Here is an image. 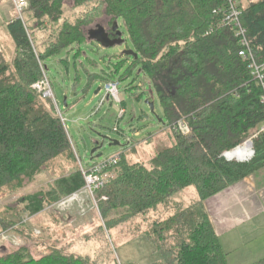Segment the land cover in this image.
<instances>
[{"label": "trees", "instance_id": "1", "mask_svg": "<svg viewBox=\"0 0 264 264\" xmlns=\"http://www.w3.org/2000/svg\"><path fill=\"white\" fill-rule=\"evenodd\" d=\"M59 1L29 0L23 19L17 13L7 24L14 42L10 60L0 48V194H26L6 212L12 219L6 229L20 233L24 241L0 257V264H117L110 261V250L94 248L96 260L91 251L86 256L73 251V242L62 246L49 232L38 236L25 226L27 217L40 215L85 186L80 166L64 164L75 162V147L55 103L33 84L42 78L47 59L86 43L88 26L102 15L108 24L124 20L171 137L149 162L132 161L125 151L109 168L115 176L97 192L107 198L99 203L107 225L98 226L101 234L139 219L133 237L149 224L144 234L162 257L152 264H229L204 202L264 167V135L256 140V157L247 164L223 155L251 138L264 122V88L239 54L235 30L225 20L224 0H98L85 8L78 1L64 8ZM241 1L251 47L264 63V0ZM95 78L89 74L87 88ZM178 121H185L188 130L175 129ZM128 144L131 150L135 146ZM252 144L231 156L247 159ZM190 186L196 187L198 200L189 205L171 202L174 193ZM162 205H172L173 213L158 217L154 211ZM27 238L45 253L36 258L33 247L24 243ZM96 240L104 242L100 236ZM252 264H264V258Z\"/></svg>", "mask_w": 264, "mask_h": 264}, {"label": "rangeland", "instance_id": "2", "mask_svg": "<svg viewBox=\"0 0 264 264\" xmlns=\"http://www.w3.org/2000/svg\"><path fill=\"white\" fill-rule=\"evenodd\" d=\"M77 1L80 8H85L88 5L95 6L98 3V0H60L59 2H63L64 8H73ZM85 1L86 3L89 2L85 4ZM81 3L84 5L82 6ZM15 16H17V12L12 0H0V48L6 60L11 59L14 51V42L7 31V24ZM108 22L109 19L105 15L99 16L88 26L87 30L97 24L111 29L113 24H108ZM118 26L119 31L122 32L123 42L121 45L104 47L97 41H93L83 43L80 46L82 52L77 59L75 53L78 52L79 48L71 47L46 60V72L54 96L58 100L60 110L66 119L65 124L75 147V162L71 163L64 160V164L67 166L68 163H70V167L72 165L80 166L79 160L81 159L83 164L88 167L93 162L125 151L132 161L149 162L156 149L170 141V133L164 129L165 124H167L164 110L148 74L140 63V58L135 59L133 56L123 53L125 50L134 49V46L122 18L118 19ZM66 59H68L67 62H65ZM89 74H93L96 78L87 88ZM109 75H113V78L119 81V95L125 102L126 111L123 118L119 117L123 107L121 103L112 99L107 100L105 97L104 85L107 81L105 78ZM100 87V92L96 94ZM104 98L105 102L100 105ZM147 100L154 102V111L146 103ZM159 119H163V121L160 122ZM116 127L119 131L115 130ZM136 133L138 134L136 135ZM110 140L119 143L111 145ZM133 140L136 142L133 143ZM96 141L99 142V145L103 144L96 153H102V156L92 159L91 150ZM130 142L135 144L132 150L128 144ZM67 166H65L66 169ZM55 170L59 172V169L56 168ZM110 175L115 176V173L110 172ZM23 195L26 194L15 196L0 194V230L6 229V224L12 220L9 219V214H6L10 211L8 206ZM71 195L73 193L68 196ZM198 198L196 187L190 186L174 193L171 196V202H182L189 205ZM101 200L102 197H99V194L96 193L95 198H93L87 191L82 190L76 200L65 204L66 207L60 206L59 200L56 204L49 206L41 215L26 220L25 226L38 236L46 235L49 232L54 236L51 239L59 241L62 246L67 245L68 242H73L74 246L71 247L73 251L81 252L84 256L91 251L90 254L96 260L98 254L94 252L100 249L103 251L110 250L112 252L109 255L110 261L116 260L117 264H152L162 259L155 245L144 234L149 229V224L140 226V230L135 235L138 234L133 237L132 232L139 227V222H141L138 221L139 219L121 224L116 229L110 228L106 234H101L98 226L103 224L107 227L102 220L99 208ZM168 207L162 205L154 213L158 217H166L173 213L172 205ZM60 212L65 215L61 219L62 222L58 223L60 225L55 228L53 220L49 216L50 214L54 216L55 213L59 214ZM60 226L61 228H59ZM64 226L68 228L65 229ZM10 229H6V231L9 230V234H11L9 240L11 245L3 251L2 241H0V257L11 253L21 245L20 233ZM58 230H60L59 233ZM99 236L100 240L104 241L100 245L96 240ZM87 238L89 240L84 242V239ZM92 239H95L96 247L92 243ZM24 243L30 248L34 246L29 238L25 239ZM34 247L36 258L45 253V251L34 249ZM94 248H96L95 251Z\"/></svg>", "mask_w": 264, "mask_h": 264}, {"label": "crops", "instance_id": "3", "mask_svg": "<svg viewBox=\"0 0 264 264\" xmlns=\"http://www.w3.org/2000/svg\"><path fill=\"white\" fill-rule=\"evenodd\" d=\"M90 42L92 41L86 43ZM106 99L108 100V97ZM66 128L68 131L67 126ZM39 185L40 183L35 184L28 188L30 191L25 192H31ZM204 203L221 245L227 253L229 264H252L264 258V167L208 198ZM63 215L65 214L61 212L55 213L54 216L50 214L55 228L62 222ZM67 226L63 228L67 229ZM4 232L5 230H0V234ZM6 235L8 240L0 238L3 251L11 245L9 230ZM21 240L24 241V238L21 237ZM30 241L33 242L31 239Z\"/></svg>", "mask_w": 264, "mask_h": 264}, {"label": "built area", "instance_id": "4", "mask_svg": "<svg viewBox=\"0 0 264 264\" xmlns=\"http://www.w3.org/2000/svg\"><path fill=\"white\" fill-rule=\"evenodd\" d=\"M14 7L19 14V17L23 19V10L28 6L29 0H12ZM226 4L225 14H226V21L229 22L232 27L235 30V34L239 40L240 44V51L239 54L242 56V58L245 61H248L249 67L252 70V74L255 77V79L263 86L264 88V63L258 62L255 53L251 47V42L247 33V30L242 22V1L241 0H224ZM219 10H215L214 13H218ZM43 70V76L41 79H39L37 82L33 84V88L36 89L38 92H40L44 97H50L54 100L58 110L60 117L62 121L65 123L66 119L64 118V115L59 107V102L55 98L51 82L48 77V74L46 72V69L44 66H42ZM105 91H106V97L109 99H112L113 101L117 103H122V99L119 95V81L117 80H110L106 82L104 85ZM262 102L264 103V94L261 98ZM105 102V98L101 100L100 105H103ZM126 111L125 108L122 107L120 112V118H123ZM66 126V124H65ZM175 129L186 131L188 130V125L185 121H178L176 124L173 125ZM116 131H118V128H115ZM138 133H136L137 135ZM264 135V122L261 123L259 126L257 132L249 138L247 141L242 143L241 145L237 146L235 149L227 151L223 153V155L228 160H235L239 163H248L255 159L256 157V140L259 138V136ZM253 143L251 146V154L247 159H240L237 155L231 156V153H233L235 150L241 148L242 146L246 144ZM121 160V153L110 156L108 158H103L100 161L93 162L92 165L86 167L82 160H79V165L81 168V171L83 173L84 179H85V186L82 190L87 191L93 198H95V194L103 189L109 179L112 175H110L109 168L115 166L118 164ZM81 190V191H82ZM80 191L73 193L71 196H67L59 201V205L63 208L66 207L65 204L70 203L71 201H74L78 198ZM107 198L105 196H102V200H106ZM96 201V199H95ZM29 217L25 219L28 220ZM7 231H5L3 234H0L1 239H9L6 235ZM18 242V241H17Z\"/></svg>", "mask_w": 264, "mask_h": 264}, {"label": "water", "instance_id": "5", "mask_svg": "<svg viewBox=\"0 0 264 264\" xmlns=\"http://www.w3.org/2000/svg\"><path fill=\"white\" fill-rule=\"evenodd\" d=\"M112 31L115 32L114 37L115 38H111V35L109 34L107 28L101 24H98L95 28H90L87 30V40L88 41H97L99 44L103 45L104 47H113L116 45H121L122 44V32L119 31V26H118V22L115 21L113 26H112ZM125 55H131L133 56L135 59L139 58V54L134 51L133 49L130 50H125L123 52ZM101 90V87L96 91V94ZM146 103L149 104V106L151 107V110L154 111V102H151L150 100H147ZM65 104H66V99H65ZM160 122L163 121V119H159ZM106 139V137H105ZM99 142L96 141L95 145L93 147V149L91 150V154H92V159L94 157H101L102 153L96 154L98 149L101 148L103 146V144L99 145ZM114 143H119V142H114L112 140H110V144H114Z\"/></svg>", "mask_w": 264, "mask_h": 264}, {"label": "flooded vegetation", "instance_id": "6", "mask_svg": "<svg viewBox=\"0 0 264 264\" xmlns=\"http://www.w3.org/2000/svg\"><path fill=\"white\" fill-rule=\"evenodd\" d=\"M97 25H98V24H97ZM97 25H96V26H97ZM96 26H95V27H96ZM95 27H92V28H95ZM89 29H90V28H89ZM107 30H108L109 34L111 35V38H115V37H114L115 32L112 31V28H111V29H110V28H107Z\"/></svg>", "mask_w": 264, "mask_h": 264}]
</instances>
